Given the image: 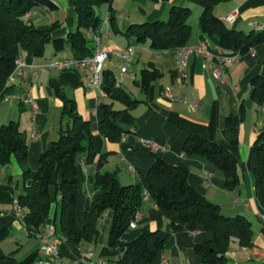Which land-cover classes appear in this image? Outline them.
Wrapping results in <instances>:
<instances>
[{"label":"crops","instance_id":"1","mask_svg":"<svg viewBox=\"0 0 264 264\" xmlns=\"http://www.w3.org/2000/svg\"><path fill=\"white\" fill-rule=\"evenodd\" d=\"M51 1L57 5V9L37 6L26 14L25 19L42 29L54 26L52 37L67 39L68 34L78 26L74 0ZM116 1L111 0L109 4H105L108 6L110 18L115 16L113 6ZM140 1L146 5V0ZM148 1L154 5L147 6V9L144 5L140 7L138 20L168 18L172 6L188 5L192 10L195 8L188 0ZM148 8L151 10L148 11ZM214 12L220 18L237 13L234 21L226 22L244 32L255 29L253 22L264 25V0H230L218 4ZM125 13L126 11L122 12V15ZM101 17L102 24L94 34L99 35L102 47L109 52L105 70H110L117 84L138 102L126 107L106 95L99 103V92L87 87L83 71L77 68L58 70L47 65L55 58L76 57V53L69 47L57 52L52 45L49 54L45 53L42 57L31 56L18 48L19 57L25 60L27 66L22 68L23 74L18 76L12 92L20 94L31 83L37 109L34 110L30 105L14 98L0 99V127L11 120L20 122L28 138V166L37 170L41 153L52 141L59 138L60 130L65 126L64 102L53 86L54 81L60 83L63 92L75 100L77 111L91 120V132L97 152L91 163L82 158L78 166L80 183L77 216L80 225L84 224V213L97 192V173H115L123 185L139 182L142 174L155 161L156 153L170 164L186 166L189 170V183L209 200L217 203L225 215H244L251 221L253 244L241 246L238 242H233L228 251V264H264V219L261 217L264 206L255 195V176L248 163L250 147L258 131L264 127V105L260 107L253 100L251 85L255 76L264 74V43L255 47V56L244 54L238 62L226 69L222 77L215 76L213 69L206 66L210 58L202 53H190L188 77L184 85H181L176 79L177 61L172 51H156L148 44L137 43L134 36L125 34L129 27L125 25V20L119 24L115 17L114 29L111 22L106 21V16ZM141 20H133L130 25L140 23ZM87 33L95 45L91 29H87ZM203 43L211 45L210 40L202 36L198 19L196 28L192 27L186 46ZM129 45L135 46V52L127 72L123 73L120 65L124 64L116 52ZM32 67L38 72L36 79H31ZM146 68L158 71L157 78L147 90L140 84L141 72ZM167 87L171 88L173 98L166 96ZM109 103L113 109L124 110L118 120L124 132L118 141L109 140L98 128L99 122L104 119L103 106ZM228 117L236 128V142L225 133ZM190 133L216 141L237 158L240 177L237 188H225L226 175L215 163L204 156L187 155L183 152L184 142ZM141 139H154L163 144L165 149L152 152L143 148ZM104 153H109L106 161L98 164L99 156ZM30 184L31 180L25 179L17 157L12 156L11 162L0 173V227L9 230L8 237L0 241V255L13 254L18 260H23L35 252L40 255L44 242L41 233L47 226H55L58 219L59 206L56 203L52 204L47 224L42 229L27 227L24 218L14 214V200L26 193ZM26 213L27 209L23 208V214ZM138 213L140 217L136 228L124 234L114 246L109 245L110 220L105 215L100 224V237L94 243L93 255L79 263L93 264L98 258L107 259L122 244L134 239L141 228L147 226L171 232L166 246L159 251L151 264H161L164 257L168 258V264H202L194 245L209 235L201 237L199 230L188 231L184 227L174 231L172 223H180L179 217H165L151 198L144 199ZM53 239L59 240V252L64 261L74 264L75 260L82 258L86 244L77 245L71 239L63 237L60 232Z\"/></svg>","mask_w":264,"mask_h":264},{"label":"trees","instance_id":"2","mask_svg":"<svg viewBox=\"0 0 264 264\" xmlns=\"http://www.w3.org/2000/svg\"><path fill=\"white\" fill-rule=\"evenodd\" d=\"M157 1V0H151ZM202 6L199 17L201 34L211 42L210 48L222 50L227 54L248 50L264 43V28L244 32L231 27L218 17L214 9L230 0H188ZM111 0H74L78 26L68 34L67 39L53 38L51 28L42 29L28 22L25 16L37 6L57 9L51 0H0V99L12 92L13 86H7V80L15 69L20 48L34 57H42L49 43L55 51L69 47L76 57L92 55L94 45L86 36V30H97L103 21L96 7L109 4ZM190 6H172L167 19L145 21L129 25L125 34L134 36L135 41L148 44L156 51H174L186 46L192 33L188 19ZM110 22L116 29L115 16ZM157 69H143L141 86L147 90L157 78ZM252 98L261 107L264 105V74L251 80ZM57 95L64 102L65 126L60 130L57 140L50 143L39 159V167L32 170L28 166V138L20 122L11 120L0 127V173L3 167L16 156L23 168L25 179H30L26 193L17 200L27 209L24 221L27 227L42 229L47 224L52 204L59 206L58 219L55 222V234L71 239L77 245L95 243L101 234V220L107 215L110 220L109 245L114 246L127 232L131 231L130 222L136 217L149 194L167 218L178 216L180 223H172L174 231L183 227L188 231H203L209 235L194 245L202 264H228V251L233 242L241 246L253 244L251 221L244 215H225L220 206L209 200L193 187L188 180L189 170L182 164H170L155 154V161L139 182L121 184L118 176L111 172H99L96 175L97 192L84 213V224H79L77 216L79 196L78 166L82 158L91 163L97 152L91 132V120L84 118L76 108V102L68 97L58 82H53ZM104 90L114 101H120L126 107L135 105L138 100L117 84L114 74L105 70ZM104 119L99 122V131L109 140L118 141L123 129L118 120L124 110L113 109L112 104L103 106ZM235 126L228 117L225 133L234 137ZM187 155L197 154L206 157L221 169L226 179L225 188L234 190L240 182L237 158L216 141L198 134L190 133L183 145ZM109 153L99 156L98 164L104 163ZM248 163L255 176V195L264 206V127L250 147ZM2 210L0 209V218ZM8 228L0 227V241L8 237ZM171 235L163 229L143 227L132 240L122 244L107 259L110 264H151L162 250ZM39 256L38 252L18 260L13 254L0 255V264H32Z\"/></svg>","mask_w":264,"mask_h":264},{"label":"built area","instance_id":"3","mask_svg":"<svg viewBox=\"0 0 264 264\" xmlns=\"http://www.w3.org/2000/svg\"><path fill=\"white\" fill-rule=\"evenodd\" d=\"M237 13H232L222 19L228 22L234 21ZM252 25L256 30H261L264 25L253 22ZM96 30H92L93 39L96 42L94 45V50L92 55H85L81 57L72 58H55L47 63L51 68L58 70H69L77 68L83 71L86 79L87 87L99 92L97 95L98 102H102L103 98L107 95V92L103 88L104 75H105V65L106 60L109 57V52L105 50L101 43L98 34H94ZM135 52V46L129 45L126 48L116 52V55L122 60L124 65H120L121 72H127V68L133 59ZM192 52L202 53L206 55L210 60L206 63L207 67H211L215 76L222 77L225 75V71L228 67L232 66L234 63L238 62L244 54L241 52H236L232 54H227L222 50H213L210 48L208 43H203L198 46H183L174 51V55L177 61L176 68V79L181 85H184L188 77V56ZM251 56H255V48L251 47L248 52ZM27 66V63L21 57H17L15 69L9 76L6 85L14 86L17 83L18 76L23 74V67ZM31 79H36L38 77V72L32 67L31 68ZM166 96L173 98V93L170 87L166 88ZM16 99L21 103L30 105L34 110L37 109L36 100L31 92V83L28 84L26 89L20 93H8L3 99L10 100ZM141 144L143 148L148 149L152 152H159L165 149L164 145L154 139H141ZM149 198V194L145 193V199ZM13 212L16 216L24 218L23 207L20 205L17 199L14 200ZM140 215L137 213L136 217L130 222V229H134L137 226V221ZM264 219V213L261 214ZM55 236V227L47 226L45 230L41 233V238L43 239V247L41 254L33 261L32 264H69L61 258L58 239H53ZM86 248L82 254L80 260H75L74 264H80V261H86L89 257L93 255L94 243H87ZM93 264H110L106 258H98ZM161 264H168V258L164 257Z\"/></svg>","mask_w":264,"mask_h":264},{"label":"rangeland","instance_id":"4","mask_svg":"<svg viewBox=\"0 0 264 264\" xmlns=\"http://www.w3.org/2000/svg\"><path fill=\"white\" fill-rule=\"evenodd\" d=\"M143 5L144 4H142L140 0H117L115 5L113 6V9H114L113 11H114L117 22L119 24H122V22L125 20V25L127 26V25H130L131 21H133V20H134V22L140 21L141 19L138 20L140 18L139 13H141V10H139V9H140V7H143ZM153 5H154V3L146 0V5H144V7H146V9H147V6L149 7V6H153ZM193 5L195 6V8H193L191 15L188 19V22L192 25L193 29H195L196 28V20L199 19V15L202 11V6H200L196 3H193ZM150 8H148V11L151 10ZM125 11H126V13L124 15H122V12H125ZM96 12L99 15H102L103 17L106 16L107 17L106 21L110 22V16H109L110 12L108 11L107 5L96 7ZM163 19H167V18H163ZM154 20H157V19H153L151 21H154ZM143 22H145V20H141L140 23H143ZM86 36H87L88 40L90 41V43L92 44L93 40L90 38V35L87 33ZM52 45H53L52 43H49L47 45L46 50H45L46 54L47 53L49 54V48H51L50 46H52ZM47 57L49 58V56H47ZM198 234H201L200 236L203 237V236H205L206 233L203 231H200Z\"/></svg>","mask_w":264,"mask_h":264}]
</instances>
